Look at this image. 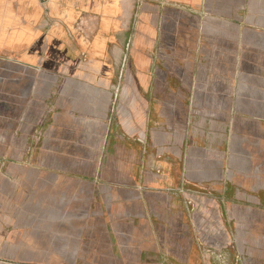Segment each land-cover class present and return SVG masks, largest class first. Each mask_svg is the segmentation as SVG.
<instances>
[{"label":"crops","instance_id":"1","mask_svg":"<svg viewBox=\"0 0 264 264\" xmlns=\"http://www.w3.org/2000/svg\"><path fill=\"white\" fill-rule=\"evenodd\" d=\"M0 106L12 259L264 264V0H0Z\"/></svg>","mask_w":264,"mask_h":264},{"label":"rangeland","instance_id":"2","mask_svg":"<svg viewBox=\"0 0 264 264\" xmlns=\"http://www.w3.org/2000/svg\"><path fill=\"white\" fill-rule=\"evenodd\" d=\"M2 120L0 116V130ZM10 144V140H0V264H60L54 261H21L10 257L11 247L15 246H6L5 242L28 236H58L61 215L59 197L53 199L13 194V184L18 183V179L10 173ZM53 204L57 206L54 213L50 212Z\"/></svg>","mask_w":264,"mask_h":264},{"label":"built area","instance_id":"3","mask_svg":"<svg viewBox=\"0 0 264 264\" xmlns=\"http://www.w3.org/2000/svg\"><path fill=\"white\" fill-rule=\"evenodd\" d=\"M77 31L79 32L80 35L87 36V31H86V26L83 24L82 21H79L76 26ZM125 66V62L123 60V63L121 64V70H120V76H122V72Z\"/></svg>","mask_w":264,"mask_h":264}]
</instances>
